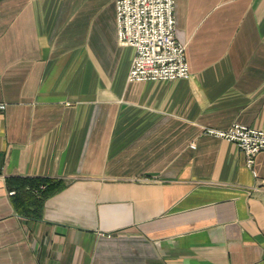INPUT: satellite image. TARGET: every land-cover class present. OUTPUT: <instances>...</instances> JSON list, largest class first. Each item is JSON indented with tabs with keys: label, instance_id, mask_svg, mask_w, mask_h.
<instances>
[{
	"label": "crops",
	"instance_id": "1",
	"mask_svg": "<svg viewBox=\"0 0 264 264\" xmlns=\"http://www.w3.org/2000/svg\"><path fill=\"white\" fill-rule=\"evenodd\" d=\"M188 79L130 81L116 0H0V264H264V0H177ZM10 178L67 184L40 218Z\"/></svg>",
	"mask_w": 264,
	"mask_h": 264
},
{
	"label": "built area",
	"instance_id": "2",
	"mask_svg": "<svg viewBox=\"0 0 264 264\" xmlns=\"http://www.w3.org/2000/svg\"><path fill=\"white\" fill-rule=\"evenodd\" d=\"M177 0H116L118 40L135 48L130 81L188 79L191 75L186 46L176 37ZM7 108L0 103V111ZM205 132L235 142L245 154L248 166L264 152V131L242 124L226 130Z\"/></svg>",
	"mask_w": 264,
	"mask_h": 264
},
{
	"label": "trees",
	"instance_id": "3",
	"mask_svg": "<svg viewBox=\"0 0 264 264\" xmlns=\"http://www.w3.org/2000/svg\"><path fill=\"white\" fill-rule=\"evenodd\" d=\"M67 184L48 178H10L15 208L26 217L40 218L46 199L61 192Z\"/></svg>",
	"mask_w": 264,
	"mask_h": 264
}]
</instances>
